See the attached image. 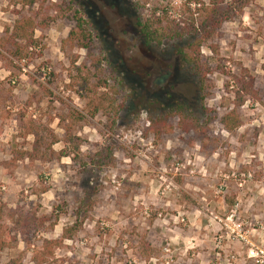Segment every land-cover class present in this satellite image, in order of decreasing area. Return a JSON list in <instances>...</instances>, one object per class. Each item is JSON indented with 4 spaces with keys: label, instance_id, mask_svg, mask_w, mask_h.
<instances>
[{
    "label": "rangeland",
    "instance_id": "rangeland-1",
    "mask_svg": "<svg viewBox=\"0 0 264 264\" xmlns=\"http://www.w3.org/2000/svg\"><path fill=\"white\" fill-rule=\"evenodd\" d=\"M183 3L0 0V264H34L63 229L72 237L46 264H264L239 239L264 250V0H221L227 15L200 49L201 73L176 54L202 33ZM161 10L182 36L146 47L133 23ZM74 13L87 50L68 39ZM22 17L37 29L16 60L7 31ZM173 103L196 130L177 128ZM233 109L241 127L228 133ZM163 122L173 130L155 138L150 124ZM32 133L43 159L26 158Z\"/></svg>",
    "mask_w": 264,
    "mask_h": 264
},
{
    "label": "trees",
    "instance_id": "trees-1",
    "mask_svg": "<svg viewBox=\"0 0 264 264\" xmlns=\"http://www.w3.org/2000/svg\"><path fill=\"white\" fill-rule=\"evenodd\" d=\"M11 1V0H9ZM183 7L185 12H190L189 5L196 6V14L201 18V30L202 33L198 36H195V40L191 44H187L184 48H178L176 54L179 57L181 64L185 67H191L196 73H201L202 68L200 65V49L205 44L206 39L210 33V30L213 29L214 25H220L218 22L219 19H222L224 9L221 5V0H183ZM40 0H19V5L22 8H32L33 6L39 4ZM224 15H227L224 12ZM168 12L166 10H161L159 14L157 12L151 14L147 19H136L134 21V29L137 35L140 36L141 41L146 47L151 45L160 46L164 41H172L177 38H180L182 34L178 32L176 26L173 25L174 22H169ZM192 16V15H191ZM71 20L74 22V28L70 31L68 39L78 44V47L83 49H88V44H84L85 41L89 42L86 23L82 17L77 16L76 13L73 14ZM37 29V24L32 18L22 17L15 20L11 30L7 31L8 38L7 43L11 46L12 50L8 51V55L12 59L21 60L23 56L22 46L27 50L30 48L33 43L32 33ZM81 41V42H80ZM1 48L5 49L4 45H1ZM244 92L246 95L250 94V89L245 87ZM203 99V98H202ZM243 101H240L239 106L242 105ZM169 117H175L177 119V128L182 133H189L193 130H196L198 127V121L192 117L186 107L181 103H173L172 107L169 108ZM93 117L94 114L88 115ZM67 119H71L76 122L85 121L86 118L81 113L69 109L67 113ZM221 125L224 130L228 133L235 131L241 127V121L236 109H233L231 112L223 116L221 119ZM163 130L159 129V125L153 123L150 124V131L155 138H159L161 135L170 134L173 130L172 126L163 122ZM34 137V142L32 145L31 153L33 157H26L24 154H20L19 159L30 158L32 159H43L44 157L40 156L41 147L44 146V140L39 137L37 134H31ZM56 142H50L46 149H50V144ZM64 145H67L64 142ZM45 151V150H44ZM52 153V152H50ZM58 157L64 158L67 157L65 150H61L58 153ZM5 206L0 205V252L6 247V242L3 234L2 220L4 216ZM14 223H17V220H14V217H10ZM70 231L67 229L62 230V235L60 240H45L42 243L41 250H34L32 254V262L34 264H46L47 258L53 255V250L58 249L64 240L71 239ZM145 251H151L149 246H145ZM13 264V263H8Z\"/></svg>",
    "mask_w": 264,
    "mask_h": 264
},
{
    "label": "built area",
    "instance_id": "built-area-1",
    "mask_svg": "<svg viewBox=\"0 0 264 264\" xmlns=\"http://www.w3.org/2000/svg\"><path fill=\"white\" fill-rule=\"evenodd\" d=\"M239 239H241L242 241H244L248 246H249V251L248 254L249 256L255 258V259H263L264 258V250L254 246L252 243L249 242V240L243 236L240 235Z\"/></svg>",
    "mask_w": 264,
    "mask_h": 264
},
{
    "label": "crops",
    "instance_id": "crops-1",
    "mask_svg": "<svg viewBox=\"0 0 264 264\" xmlns=\"http://www.w3.org/2000/svg\"><path fill=\"white\" fill-rule=\"evenodd\" d=\"M194 254H197V251L196 252H193Z\"/></svg>",
    "mask_w": 264,
    "mask_h": 264
}]
</instances>
